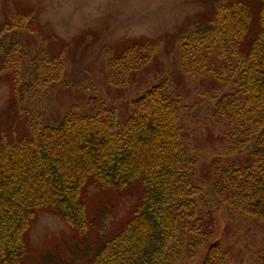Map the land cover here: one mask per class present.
I'll return each mask as SVG.
<instances>
[{
    "label": "trees",
    "instance_id": "obj_1",
    "mask_svg": "<svg viewBox=\"0 0 264 264\" xmlns=\"http://www.w3.org/2000/svg\"><path fill=\"white\" fill-rule=\"evenodd\" d=\"M251 16L240 0L216 4L209 18L175 42L183 75L211 76L202 94L213 102L212 115L229 125L222 150L248 156L244 165L214 159L206 196L225 211L264 223V0L255 36L244 45ZM36 29L35 18L22 13L0 27V76H8L24 116L37 110L38 99L49 103L60 85L69 87L60 54L43 47L27 53L24 35ZM162 44L163 39L134 42L108 58L107 83L126 88ZM152 81L131 101L124 121L105 105L91 115L71 106L49 125L30 124V135L16 143L0 141V264H20L27 255L26 236L38 212L57 215L85 237L90 185L119 195L138 186L140 196L125 224L88 264H180L185 257L194 259L211 239L213 225L196 216L195 198L207 188L197 181L198 151L185 145V106L173 95L168 76ZM178 230L192 239H179ZM226 262L227 253L211 244L201 264Z\"/></svg>",
    "mask_w": 264,
    "mask_h": 264
},
{
    "label": "rangeland",
    "instance_id": "obj_2",
    "mask_svg": "<svg viewBox=\"0 0 264 264\" xmlns=\"http://www.w3.org/2000/svg\"><path fill=\"white\" fill-rule=\"evenodd\" d=\"M230 1L0 0V27L14 13L35 18L37 33L24 35L27 53L32 56L43 47L51 55L60 54L69 83L68 88L60 85L49 103L38 99L37 110L24 116L13 100L8 76H0V141L16 143L30 135V124L49 125L71 106H76L82 115H91L105 105L115 109L119 122L124 121L131 114V101L146 84L168 76L174 86L173 95L185 106L181 113L185 145L194 144L201 158L197 181L207 191L195 198L196 216L213 225L209 231L211 239L194 259L185 257L180 264H201L211 244L219 245L227 253V264H264V223L225 211L206 196L211 187L214 159L219 158L222 165L230 162L244 165L248 156L222 150V137L229 125L212 115L213 102L202 94L211 76L183 75L179 45L175 42L209 18L216 4ZM240 1L252 12L251 28L244 43L247 45L257 31L260 0ZM159 39L164 44L152 63L132 75L126 88H113L107 83L108 58L119 55L134 42ZM139 196L138 186L120 195L97 185L88 186L85 198L90 225L83 238L57 215L38 212L26 236L28 253L20 264H45L43 258L46 264H88L101 243L125 224ZM178 238L188 242L192 236L178 230Z\"/></svg>",
    "mask_w": 264,
    "mask_h": 264
}]
</instances>
